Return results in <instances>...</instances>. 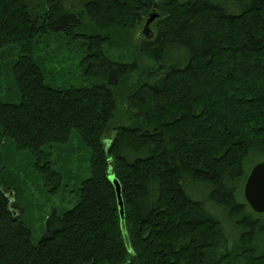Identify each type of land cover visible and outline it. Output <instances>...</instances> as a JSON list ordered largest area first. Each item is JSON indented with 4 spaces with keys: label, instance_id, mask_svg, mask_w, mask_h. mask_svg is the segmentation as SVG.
Masks as SVG:
<instances>
[{
    "label": "trees",
    "instance_id": "obj_1",
    "mask_svg": "<svg viewBox=\"0 0 264 264\" xmlns=\"http://www.w3.org/2000/svg\"><path fill=\"white\" fill-rule=\"evenodd\" d=\"M47 41L74 79L48 74ZM73 140L86 175L36 240L0 172V264H264L241 192L264 161V0H0V147L56 193Z\"/></svg>",
    "mask_w": 264,
    "mask_h": 264
},
{
    "label": "rangeland",
    "instance_id": "obj_2",
    "mask_svg": "<svg viewBox=\"0 0 264 264\" xmlns=\"http://www.w3.org/2000/svg\"><path fill=\"white\" fill-rule=\"evenodd\" d=\"M147 18L148 16H145L142 22L132 31L133 41L137 44L146 38V36L140 32ZM150 27L151 30H154L151 24ZM44 45H49L48 59L45 65L48 74L50 76L52 75L53 78L57 80H63V78L65 80L74 79V77L77 76V55L74 51L69 49L70 46L51 43V41L41 44L42 47ZM12 147L13 146L10 144L0 147L1 176L8 179L12 174L17 177L12 179L14 183L17 184L19 188L23 186L22 191L18 194L19 203L27 217H29L30 224L35 233L38 232L36 234L34 233L33 236V239L36 240L40 236L39 231H41L44 218L52 208L61 210L72 206V202H74L75 199L73 190L76 187L74 177L78 176V173L85 174L88 165L86 160L87 151L75 140L63 147L59 157V164L62 170L64 169L63 173L68 175V178H65L64 184L59 186L60 188L56 193H49L39 185L38 179L32 175L29 160L23 156L24 154L15 151ZM254 164L255 163L251 161L248 163L247 167L251 169ZM243 185L244 183L241 185V192ZM254 213L264 225V212Z\"/></svg>",
    "mask_w": 264,
    "mask_h": 264
},
{
    "label": "water",
    "instance_id": "obj_3",
    "mask_svg": "<svg viewBox=\"0 0 264 264\" xmlns=\"http://www.w3.org/2000/svg\"><path fill=\"white\" fill-rule=\"evenodd\" d=\"M156 13L152 12L146 19L141 33L146 37L151 36L150 24L156 18ZM115 185L120 213H122V199L119 184L112 178ZM243 197L250 208L257 213L264 212V161L254 164L249 170L242 189Z\"/></svg>",
    "mask_w": 264,
    "mask_h": 264
},
{
    "label": "flooded vegetation",
    "instance_id": "obj_4",
    "mask_svg": "<svg viewBox=\"0 0 264 264\" xmlns=\"http://www.w3.org/2000/svg\"><path fill=\"white\" fill-rule=\"evenodd\" d=\"M141 33V32H140ZM142 34V33H141ZM151 35H152V33H151Z\"/></svg>",
    "mask_w": 264,
    "mask_h": 264
}]
</instances>
